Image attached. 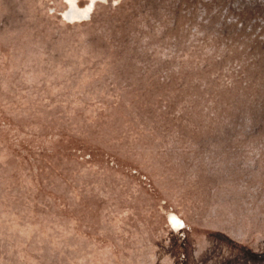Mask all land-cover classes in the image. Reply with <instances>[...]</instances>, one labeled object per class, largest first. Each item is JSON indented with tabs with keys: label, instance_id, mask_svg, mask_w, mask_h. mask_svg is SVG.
Masks as SVG:
<instances>
[{
	"label": "rangeland",
	"instance_id": "rangeland-1",
	"mask_svg": "<svg viewBox=\"0 0 264 264\" xmlns=\"http://www.w3.org/2000/svg\"><path fill=\"white\" fill-rule=\"evenodd\" d=\"M70 6L0 0V264H264V0Z\"/></svg>",
	"mask_w": 264,
	"mask_h": 264
},
{
	"label": "bare ground",
	"instance_id": "bare-ground-1",
	"mask_svg": "<svg viewBox=\"0 0 264 264\" xmlns=\"http://www.w3.org/2000/svg\"><path fill=\"white\" fill-rule=\"evenodd\" d=\"M91 1V3L87 6V8H85V9H82V8H80L79 6H78V4H77V0H68V2H70V5H72V7L70 6V10L69 11H67L66 12V15H68L69 17L68 18H70V20H71V18H78V16H81V15H83L84 16V18L86 17V14L87 13H89L90 12V10H92V7H93V5H94V2L96 1V0H90ZM87 16H89V15H87ZM83 18V17H82ZM79 19V18H78ZM75 20V19H74ZM75 21H77V20H75ZM168 218H170L169 220H171L174 224L172 225V226H174L175 224V226H177V225H179V224H181L182 223V220L176 215V214H172L171 213V215L168 217ZM184 223V222H183ZM170 224V223H169ZM183 225V224H182ZM182 225H180L181 227H182ZM178 229H179V227H177Z\"/></svg>",
	"mask_w": 264,
	"mask_h": 264
}]
</instances>
